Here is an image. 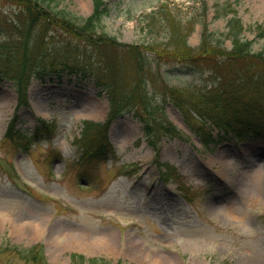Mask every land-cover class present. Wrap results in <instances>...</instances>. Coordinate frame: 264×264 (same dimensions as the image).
<instances>
[{
	"label": "rangeland",
	"instance_id": "obj_1",
	"mask_svg": "<svg viewBox=\"0 0 264 264\" xmlns=\"http://www.w3.org/2000/svg\"><path fill=\"white\" fill-rule=\"evenodd\" d=\"M57 1L80 16L92 11L90 0ZM105 1L109 16L97 32L145 54L152 100L161 102L160 85L174 90L179 107L165 103L164 109L183 130V140L163 137L155 150L147 143L141 123L125 114L108 127L117 159L99 166L80 165L72 140L83 120L104 122L108 110L106 94L94 76L59 80L54 73L43 82L32 78L24 94L25 106L16 105L18 92L12 82L0 80V264H29L17 251L38 240L44 241L45 264H71L74 252L121 264H264V137H260L264 132L259 137L248 133L234 142L229 136L220 138L213 129L212 145L205 150L186 131L180 113L191 102L198 103L205 89L219 88L221 79L236 92L240 66L215 74L210 66L199 64L190 75H183L179 71L183 63H165L164 59L175 60L166 55L158 62L155 55L158 44V49L168 51L169 38V48L182 43L184 25L185 30L192 26L187 43L198 52L202 23L211 43L229 51L227 21L234 10L243 26L242 40L251 42L250 54L262 53L255 60H263L264 0ZM162 3L168 11L155 23L151 25L150 16L139 19L140 12L157 11ZM23 25L22 5L0 0V46L20 42ZM41 29L36 25L34 31ZM55 30L50 27L43 41L32 47V59L47 54L48 64L62 58L91 66L109 58L119 67L120 82L133 88L140 72L125 51H114L106 43L91 46L82 38L56 35ZM250 61L247 58L243 65L254 76L261 69ZM250 87L242 89L245 100L250 99ZM39 118L55 126L51 134L27 143L17 136L3 139L12 119L21 134L30 136L39 127ZM156 151L158 162L174 166L171 183L158 179L151 161ZM121 164H128L129 170L136 164L139 170L126 174ZM23 184L38 196L34 191L25 193ZM41 225L48 227V234L38 235Z\"/></svg>",
	"mask_w": 264,
	"mask_h": 264
},
{
	"label": "trees",
	"instance_id": "obj_2",
	"mask_svg": "<svg viewBox=\"0 0 264 264\" xmlns=\"http://www.w3.org/2000/svg\"><path fill=\"white\" fill-rule=\"evenodd\" d=\"M15 1L23 7V19L25 23L22 33L19 34L21 36L20 42L12 46H8L7 43L0 46V64L2 65L0 74L7 79L15 81L17 92L22 94L23 99L24 89L31 75L41 79L50 72H56L57 69L78 70L75 67L63 68L64 64L62 62L54 67V63L48 64L46 57L43 55L40 60L39 57L31 58V54H34L31 51L32 47L43 41L50 27L74 37L83 38L94 45H101L104 40V38H100L102 35L98 36V39H93L92 34L95 35L102 17L108 14V10L103 0H91L93 4L91 15L81 17L65 8H61L59 2L56 0ZM164 9L166 8L161 9L160 13L153 18L151 25L166 14ZM36 25L42 27L39 32L34 31ZM228 28L232 47L230 51L226 52L224 60L216 58L217 54H222L223 52L211 43L210 35L207 33L205 27L203 28L201 46L198 52L188 47L185 41H182L179 46L168 51L170 56L184 64L196 66L199 63H204L214 66L216 73L230 71L237 65L241 68L238 72L237 82L235 83L236 92L228 88L225 79H221L220 89L204 91L201 96V105H192L197 116L194 117L191 113L189 114L188 109L184 112L185 125L198 137L204 148H208L213 142L211 131L214 127L219 132L222 131L224 136L233 134L239 139L243 138V135L249 131L259 134L264 130V118L258 119L264 111V59L255 60V58H261V54L259 53L256 56L250 55L251 44L240 38L242 27L240 21L235 16L228 21ZM183 29L185 34L190 33L192 26L188 30H185L184 25ZM32 34L36 36L34 39H32ZM34 40L35 43L33 45L32 42ZM110 42L115 43L114 40H110ZM116 47L126 49L136 64H139V69L142 71L145 66V60L140 50L119 43L116 44ZM247 58H250V62L259 63L261 70L257 74L253 73L254 76H251L244 68L243 62ZM109 64L113 63L110 62ZM81 68L79 70H89L85 66H81ZM89 73L92 72L89 70ZM94 74L98 76L96 77L97 81L107 88L110 105L109 114L113 116L127 108L126 110L132 111L133 116L143 123L145 136L152 137L153 134H170L171 136H175V127L162 114L163 108L159 105L161 102L157 99L152 100L149 95L152 92H148L141 82L138 81L139 84L135 85L129 92H123L120 83L115 80L116 74L113 67L106 74H103V71H95ZM248 85L251 86L250 99L245 100L246 93L242 89ZM160 95L162 100H164L166 93L161 91ZM168 97L175 106L179 107L173 90H170ZM190 119H194L197 124L191 123ZM43 127L44 130L48 131V124H43ZM12 133L13 129L9 127L7 136L12 137ZM106 133L105 124L85 121L82 137L78 143L82 153L87 155L89 159L97 161H103L107 156H114V149L108 142ZM169 170L170 167L168 168ZM23 251H25L27 261L39 263L43 260L40 251L35 252L33 248ZM80 261L82 264L85 259L80 258ZM100 261L89 260L91 264H105ZM78 262L79 260H76L73 264H77Z\"/></svg>",
	"mask_w": 264,
	"mask_h": 264
},
{
	"label": "bare ground",
	"instance_id": "obj_3",
	"mask_svg": "<svg viewBox=\"0 0 264 264\" xmlns=\"http://www.w3.org/2000/svg\"><path fill=\"white\" fill-rule=\"evenodd\" d=\"M39 228H40V227H39ZM39 228H38V229H39ZM45 229H46V225H41V230L39 229V230H40V233H41V234L44 233ZM39 230H38V231H39ZM109 242L111 243V241H109ZM109 242H108V243H109Z\"/></svg>",
	"mask_w": 264,
	"mask_h": 264
}]
</instances>
